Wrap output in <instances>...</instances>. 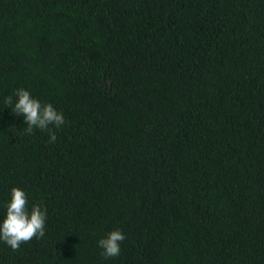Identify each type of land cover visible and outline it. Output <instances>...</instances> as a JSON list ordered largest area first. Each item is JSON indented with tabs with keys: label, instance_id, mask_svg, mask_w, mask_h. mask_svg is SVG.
Wrapping results in <instances>:
<instances>
[{
	"label": "trees",
	"instance_id": "1",
	"mask_svg": "<svg viewBox=\"0 0 264 264\" xmlns=\"http://www.w3.org/2000/svg\"><path fill=\"white\" fill-rule=\"evenodd\" d=\"M12 187L46 232L0 264H264V0H0V218Z\"/></svg>",
	"mask_w": 264,
	"mask_h": 264
},
{
	"label": "clouds",
	"instance_id": "2",
	"mask_svg": "<svg viewBox=\"0 0 264 264\" xmlns=\"http://www.w3.org/2000/svg\"><path fill=\"white\" fill-rule=\"evenodd\" d=\"M11 111L23 118L26 133L31 134L34 129L49 131V141L55 142L56 134L50 125L60 128L65 123L64 114L51 103H42L25 88H17L13 96L6 99ZM5 213L0 218V242L16 250L24 242L33 237L39 239L46 232L47 209L41 204L28 203V194L20 187L10 189L9 199L6 201ZM125 239L120 229H114L97 240V247L102 255L118 257L121 253V241Z\"/></svg>",
	"mask_w": 264,
	"mask_h": 264
}]
</instances>
